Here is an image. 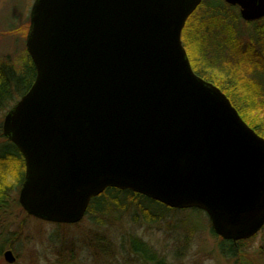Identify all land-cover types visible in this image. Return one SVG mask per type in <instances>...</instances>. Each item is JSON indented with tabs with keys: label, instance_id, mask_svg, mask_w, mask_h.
Segmentation results:
<instances>
[{
	"label": "water",
	"instance_id": "95a60500",
	"mask_svg": "<svg viewBox=\"0 0 264 264\" xmlns=\"http://www.w3.org/2000/svg\"><path fill=\"white\" fill-rule=\"evenodd\" d=\"M202 1L34 0L35 78L1 122L24 160L26 216L76 225L115 189L202 211L233 244L263 228L264 139L195 75L181 41ZM222 2L243 22L264 19V0Z\"/></svg>",
	"mask_w": 264,
	"mask_h": 264
},
{
	"label": "rangeland",
	"instance_id": "374dc122",
	"mask_svg": "<svg viewBox=\"0 0 264 264\" xmlns=\"http://www.w3.org/2000/svg\"><path fill=\"white\" fill-rule=\"evenodd\" d=\"M33 2L0 0V62L22 57ZM228 50H232L231 46ZM226 93L236 99L241 110L240 103L248 106L242 114L258 126L254 118L257 114L251 110L259 107L257 101L252 105L247 92L244 99L228 90ZM10 199L11 206L0 215V264H7L2 257L6 250L15 254L14 264H144L131 251L130 236L148 245L168 264H264L262 233L244 241L240 254L229 258L221 251L220 239L211 234L207 216L197 210L167 212L158 204L139 199L146 213L130 203L108 216L96 220L86 216L76 225L62 226L26 216L13 203L17 193L11 194ZM120 199L126 198L121 195ZM146 217L156 221L149 222Z\"/></svg>",
	"mask_w": 264,
	"mask_h": 264
},
{
	"label": "trees",
	"instance_id": "16d2710c",
	"mask_svg": "<svg viewBox=\"0 0 264 264\" xmlns=\"http://www.w3.org/2000/svg\"><path fill=\"white\" fill-rule=\"evenodd\" d=\"M233 25L234 28L230 27ZM181 41L195 75L224 93L241 119L264 139V19L245 23L240 19L237 7L227 6L222 0H203L187 19L182 30ZM230 46L232 50H228ZM246 66L249 70H246ZM35 74L34 65L25 50L22 57L16 61L0 62V120L28 91ZM226 90L234 96L237 95L238 98L240 96L243 98L247 92L252 105H255L257 101L259 107L251 110L261 117L257 120L258 116L254 115L258 126L252 124L246 115L242 114L248 106L240 103L241 110L240 106L236 105V99L226 93ZM0 141L1 215L11 206V194L18 193L20 189L24 174V160L17 148L3 137L1 131ZM121 195L125 196V201L120 199ZM139 199L149 200L128 191L108 189L91 200L85 217L96 220L98 217L108 216L113 213V210H122L130 203L137 204L141 212L146 213V208L140 205ZM13 203L20 208L17 199L13 200ZM153 203L164 207L159 203ZM164 208L167 212L174 211ZM146 220L156 221L147 217ZM210 232L216 237L211 227ZM259 233L263 234V245L260 250L264 255V226ZM243 242L233 244L220 240V248L225 256L236 258L241 252L240 247ZM129 243L133 254L144 264H168L139 239L130 236Z\"/></svg>",
	"mask_w": 264,
	"mask_h": 264
},
{
	"label": "bare ground",
	"instance_id": "6f19581e",
	"mask_svg": "<svg viewBox=\"0 0 264 264\" xmlns=\"http://www.w3.org/2000/svg\"><path fill=\"white\" fill-rule=\"evenodd\" d=\"M0 131H1V124H0ZM2 134V133H1ZM17 198H18V193H17ZM18 202V201H17ZM11 252H12V254H13V256H14V258H15V261H16V256H15V254L13 253V251L11 250ZM15 263V262H14ZM13 263V264H14Z\"/></svg>",
	"mask_w": 264,
	"mask_h": 264
}]
</instances>
